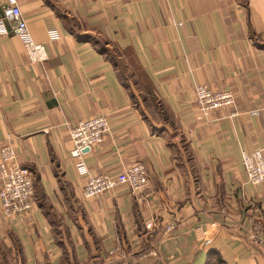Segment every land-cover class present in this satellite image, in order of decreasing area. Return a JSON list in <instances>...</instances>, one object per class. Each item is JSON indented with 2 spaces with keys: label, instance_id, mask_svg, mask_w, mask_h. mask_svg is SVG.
<instances>
[{
  "label": "crops",
  "instance_id": "0c3cea01",
  "mask_svg": "<svg viewBox=\"0 0 264 264\" xmlns=\"http://www.w3.org/2000/svg\"><path fill=\"white\" fill-rule=\"evenodd\" d=\"M4 1L0 147L34 183L28 213L0 212V264L99 263L115 248L134 264H264V180L249 183L241 164L243 150L264 151V109L246 113L264 101V0H16L42 63L28 61ZM199 83L234 105L206 120ZM100 114L107 135L72 157L70 129ZM136 162L140 191L82 197L89 174ZM151 217L173 231L146 229Z\"/></svg>",
  "mask_w": 264,
  "mask_h": 264
},
{
  "label": "built area",
  "instance_id": "2783aa9c",
  "mask_svg": "<svg viewBox=\"0 0 264 264\" xmlns=\"http://www.w3.org/2000/svg\"><path fill=\"white\" fill-rule=\"evenodd\" d=\"M2 18L11 25L12 33L17 36L23 46L24 53L30 63H42L47 60L45 45L35 42L28 30L25 18L21 14L16 0H5L2 5ZM264 94V90H263ZM194 98L199 112L209 120L214 110L234 105L235 99L230 90H212L206 84L194 86ZM264 109H250L246 113L257 116ZM109 131V123L105 115H94L76 121L69 133L72 157H81L84 149L99 144ZM241 164L246 179L256 185L264 180V151L255 148L241 152ZM34 174L28 167L22 166L10 144L0 147V212L4 217L22 216L28 213L33 205ZM148 183L147 168L143 162H136L124 167L117 173L89 174L82 186L84 199H91L119 185H125L133 194L143 189ZM146 229L159 227L162 234H170L174 224L158 222L153 217L144 224ZM196 236L203 240L206 233L200 227L194 228ZM263 242L264 240H260ZM117 248L108 252L107 257L99 263L90 264H134L125 254L116 253Z\"/></svg>",
  "mask_w": 264,
  "mask_h": 264
},
{
  "label": "rangeland",
  "instance_id": "374dc122",
  "mask_svg": "<svg viewBox=\"0 0 264 264\" xmlns=\"http://www.w3.org/2000/svg\"><path fill=\"white\" fill-rule=\"evenodd\" d=\"M137 75L139 76V80L142 82H146L145 78L141 76V71H136ZM150 100L147 101V104L150 105Z\"/></svg>",
  "mask_w": 264,
  "mask_h": 264
},
{
  "label": "trees",
  "instance_id": "16d2710c",
  "mask_svg": "<svg viewBox=\"0 0 264 264\" xmlns=\"http://www.w3.org/2000/svg\"><path fill=\"white\" fill-rule=\"evenodd\" d=\"M145 86H146V88H147V89H149V90H150V88H149V86H148V83H147V81L145 82Z\"/></svg>",
  "mask_w": 264,
  "mask_h": 264
},
{
  "label": "water",
  "instance_id": "95a60500",
  "mask_svg": "<svg viewBox=\"0 0 264 264\" xmlns=\"http://www.w3.org/2000/svg\"><path fill=\"white\" fill-rule=\"evenodd\" d=\"M87 151H88V148H85V149H84V152H87Z\"/></svg>",
  "mask_w": 264,
  "mask_h": 264
}]
</instances>
